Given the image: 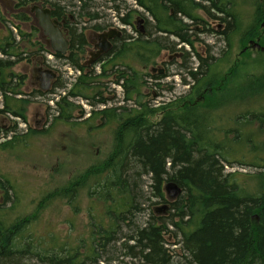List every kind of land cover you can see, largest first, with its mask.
Masks as SVG:
<instances>
[{"label": "trees", "instance_id": "trees-1", "mask_svg": "<svg viewBox=\"0 0 264 264\" xmlns=\"http://www.w3.org/2000/svg\"><path fill=\"white\" fill-rule=\"evenodd\" d=\"M60 1L12 0L15 18L19 23L29 22L31 16L25 9L32 3L49 4L54 16L64 18L70 53L55 58L65 60L80 75L72 88L55 102L54 120L68 122L72 112L79 108L73 100L81 98L93 109L91 120L100 118L102 127L112 129V146L105 159L43 195L32 213L20 211L17 187L0 175V264H172L174 257L179 258L176 264H264V142L244 140L249 144L248 152L256 155L250 164L259 169L250 177L255 187L252 191L240 185L238 173L223 170L224 164L229 165L230 155L243 149L240 131H235L229 139V130L213 127L206 103L203 106L192 103L195 95L204 93L208 101L216 93L220 72L230 64V48L235 43L261 38L264 0H132L151 16L152 22H145V35L137 33V38L128 43L116 40L114 45L124 44L123 48L112 49L106 57L110 67L119 63L115 83L125 93L123 106L115 108H107L108 100L96 92V84L108 76L107 69L102 68L98 74L84 66L78 56L86 45L78 26L98 19L97 14L89 11L93 4L89 6L85 0H76L77 5ZM121 6L125 13L119 21L130 25L138 12L128 8L125 2ZM120 9L114 7L117 13ZM190 11L224 15L218 20L223 25L219 35L228 51L219 58H199L198 68L188 72L195 83L191 95L180 102L145 111L140 90L143 74L134 66L146 67L156 61L161 51L173 49L175 44L169 42L170 37L191 45L184 32L188 25L182 17L197 25L200 20ZM14 28L16 37L4 27L5 35L0 39L3 106L0 113H11L25 122L26 107L31 100L22 97L25 77L16 74L13 68L27 60L39 43L33 41L35 29L27 34L18 26ZM93 29L104 30L100 25H94ZM27 52L28 57H24ZM249 82L251 89L246 101L260 104L262 111L256 114L249 111L240 118L246 125L264 124V96H255L258 89H264V77L259 82L252 79ZM183 83L189 86L185 80ZM208 91L210 95H206ZM127 102L131 108H126ZM244 104L242 101L241 106ZM99 106L103 108L97 109ZM27 135H12L13 138L0 143V150L9 152L27 143ZM168 183H174L181 191L169 204L172 214L166 218L151 213L141 223L139 219L145 208L148 211L151 197L168 203L164 191ZM84 191L89 203L88 226L85 235L71 240L86 241L70 242L71 245L65 243L70 235L37 229L35 223L42 217L41 212L51 206H63L65 201L71 205ZM167 235L179 245L180 256L170 254Z\"/></svg>", "mask_w": 264, "mask_h": 264}, {"label": "rangeland", "instance_id": "rangeland-1", "mask_svg": "<svg viewBox=\"0 0 264 264\" xmlns=\"http://www.w3.org/2000/svg\"><path fill=\"white\" fill-rule=\"evenodd\" d=\"M38 1L43 2V0ZM85 1L88 2L89 6L93 4L89 11L97 14L98 19L89 21L86 24L82 23L77 29L78 32L83 34L88 43L83 54L84 63L95 61L100 57L93 58L97 54L95 46L99 43L97 40L98 36L102 33L109 34L112 31L116 32V34L119 33L121 24L118 19L125 13V9H120V7H123L121 3L125 2L128 8L136 9L138 19L148 18L145 11L137 8L132 0ZM60 2H71L77 5L76 0H61ZM34 5L39 4L32 3L28 5V12ZM46 6L50 7L49 4H46ZM13 7L14 3L12 0H0V18H3L0 19V39L5 35L3 32L4 27L9 29L13 37L17 36V29L15 30L14 26L20 27L27 34L33 32L31 30V22L24 25L16 20L15 15L17 13L13 11ZM114 7L119 8L121 11L117 13ZM190 13L200 20L198 25L190 20H184L188 25L184 32L189 36L192 42L191 45L179 44L178 39L170 37L169 42L175 44L176 48L181 46L178 52L161 53V57L157 58L155 64L151 63L146 67L134 66L142 74L151 73V69H155L157 76L166 73L170 75L166 79V83L162 81L160 83L161 89L159 90L162 91L160 94L163 95H160L161 98H158V100H169V87L174 88L176 86L177 96L185 94L184 92H186L188 86L184 85L183 81L185 80V84L193 82L189 78L188 72L198 68L200 64L199 58L201 60H205L208 56L219 58L228 51L225 41L219 35L222 25L218 21L208 20L206 13L203 11H190ZM83 20H86V18ZM133 23L135 26V21ZM94 25L103 26L104 30L96 31L93 29ZM126 30L131 31L132 34L136 32L128 29V27H126ZM259 32L262 39L259 37L252 39L254 43L250 45L247 43H235L230 48V64L223 67L220 72L221 79L214 88L216 93L212 94L208 101H206L204 93L199 96L195 95L192 102L202 106L206 103L213 118V127L215 129L229 130V139L233 138L235 131H240L241 138L239 142L243 149L239 152L234 151V154L230 155L228 159L229 165L224 164L223 170L224 173H238L240 175L238 176L240 185L252 191L255 187L250 177L256 174L259 169L254 168L250 164L251 158L256 155L248 152L249 144H246L245 141L251 140L252 142L263 143L264 124L253 122V124L246 125L242 123L244 120L240 117L246 115L249 111L252 114L262 111L260 104L258 106L256 102L246 101L251 89H249V80L252 79V81L257 80L259 82L260 78L264 77V52L259 50L260 47H263V23L260 25ZM34 35L36 36V33ZM36 38H39V34ZM45 42L44 44H46ZM257 45L259 48H257ZM28 53H24L23 56L28 57ZM34 54L37 53L31 51L28 58H31V55ZM39 56L41 57L39 60L40 64H48L50 66V69H48L56 74L50 91L43 96L36 92L38 86L34 81L35 74H33V69L36 66H34V62L22 61L15 65L13 71L25 77L21 88V92L24 95L22 97L31 100V103L26 107L25 122L11 113H0V143L11 137L13 138L12 135L22 137L28 134L27 143L17 145L9 152L0 150V175L10 179L17 187L20 194L19 208L23 213H32L36 208L35 205L39 203V200L48 191L66 184L90 165L105 159L112 146V129L110 127H102L103 124L100 118L91 120L90 115L93 109L81 98L73 100L79 108L72 112L71 119L68 122L54 120L55 116H57L54 112L55 102L72 88L76 77L79 75L66 65L64 60L55 58L53 60L49 57L51 61L48 62V57L44 59L42 55ZM99 67V64H95L90 68H93V71L98 73ZM90 68L89 70H92ZM113 80L114 78L108 74L105 79L99 80L96 84L98 88L96 92H99L102 98L108 100L107 108L114 107L115 96L119 92L118 87L112 83ZM140 90L142 94L141 101L144 104L145 111L156 106L155 103L151 107L147 105L150 98L154 99V96L150 95L155 91L154 87L151 90H147L141 86ZM207 94L210 95L211 91H208ZM259 94L260 98L264 96V89H258V93L255 96L258 97ZM183 98L184 96L181 97L179 102ZM1 101L2 97L0 95V110L3 109ZM242 101H245L246 104L241 106ZM101 108L102 106L97 107V109ZM47 130L51 131L48 133ZM77 200V202L73 201L71 205H67L65 201L63 206H51L44 210L43 213L41 212L42 217L35 223L37 229L40 231L42 229H52L60 231L61 236L70 235V240H65V243L67 241L68 244L86 241L71 240L85 235L86 226H88L87 210L89 203L86 191ZM150 200L149 205H147L148 211L145 208L144 214L139 219L141 223L145 222L149 215L155 214V210L165 204L168 205V209L159 215L167 218L172 214L169 204L174 200L168 203H163L161 200L159 201L152 197ZM166 239L170 254L172 256H180V247L175 243V240L169 235H167ZM177 262H179V258L174 257L172 264Z\"/></svg>", "mask_w": 264, "mask_h": 264}, {"label": "flooded vegetation", "instance_id": "flooded-vegetation-1", "mask_svg": "<svg viewBox=\"0 0 264 264\" xmlns=\"http://www.w3.org/2000/svg\"><path fill=\"white\" fill-rule=\"evenodd\" d=\"M204 3H205L204 5H208L207 2H204ZM35 4H39L40 5V3H35ZM39 7H41V8H48L50 10V12H51V21L53 22V24L55 22V23H58L60 25V27H58V29L61 31L63 37L69 43L70 36H69V31L66 28L67 23L65 22L64 18L60 19V18L54 16L53 15V12H52V9L50 7L43 6V5H41ZM25 11L28 12L27 8L25 9ZM28 13L31 16V19L29 21L32 24V27H31L32 29L31 30L34 31V29H35V33H36V36L34 35L33 41H36L37 43H39V44H37L35 46L36 48L33 49V52L36 53L35 50H38L40 48H42L43 50L37 52V54L31 55V58H28L25 61H29L30 63L34 62V66H36L33 69V74H35L34 81L36 82V84L38 86V90H36V92L42 93L44 95L47 92H49L50 89L47 92H43L41 90V88H40L41 87V78H42V74L45 71H48L50 69L49 68L50 66L48 64L47 65H41L40 64V61H39L41 57L39 55H42V57L44 59H45V57H48L47 58V61L50 62L51 61L50 58L54 60L55 55H60V54L52 53L51 47H50V43H49V39L43 34L42 30L38 26V22H37V20L34 17V13L31 12V8L29 9V12ZM145 13L147 14L148 18H140V19H138V16L137 15L134 16V20L133 21H135V26H134L133 21L131 22L130 25H124L118 19L119 23L121 24V28L119 29V33L118 34H116V32L114 33L112 31V32H109V34H103L102 33L100 36H98L97 40L99 41V43L96 44V46H95V49H96V53L97 54L93 56V58H96V57H99L100 56L97 60H95V61H88L86 63L83 62V54H84L85 48L88 46V43H87L86 39H85L86 45L83 47V52H81L78 55L79 58H80V60L82 61V64L84 66H86V67H92L95 64H99L100 67H99L98 74H101V71H102L101 69L104 68L105 70L107 69V71H106L107 74H110L114 78V80L112 81V83L116 87H118V90H119V92L115 96V100H114L115 105H114V108L115 107H118V106H123V104H124L123 103V100H124L123 98L125 97V93L123 91V88L120 85H117L115 83L116 82V76L118 75V66H117V64H119V63H116L112 67H110V66L107 65L109 63V61H108V59L106 57H107V55L109 54V52L112 49H114V51H118V50H120V49L123 48L124 44H122V45L121 44L120 45H118V44L117 45H114V43H117L116 40L121 39V41L122 40L124 41L123 43H128V42L132 41L133 39L137 38V35H136L137 33L138 34L145 35V22L146 21L147 22H152L151 16L147 12H145ZM206 16H207V19L208 20H212V21L222 20L224 18V15L223 14L216 13V12H213V11H211L210 15L206 14ZM185 19H187V18L185 16H183L182 17V21L184 22ZM23 24L25 25L26 23H23ZM54 26H55V24H54ZM126 27H128V29H131L133 32L135 30L136 31L135 34H132L131 31H127L126 30ZM221 27H222L221 29L223 30V25ZM101 31H103V30H101ZM127 33H129V34H127ZM38 34H39V38H36ZM44 41H46L45 43L47 45L44 44ZM178 43H179V41H178ZM252 43H254V41H252V40H250V41L247 42L248 45H250ZM179 44H182V43H179ZM257 48H259V47H257ZM180 49H181V46H179L178 48H176V46H175L173 49L163 50V51H161V53H164V52H174V51L175 52H178ZM259 50L262 51V52H264L263 47H260ZM69 53H70V45H68V48H67V50L65 52V55H60V56H62V57L65 56L66 57ZM161 53L157 57L158 59L161 57L160 56ZM157 58H156V61H157ZM155 62L153 64H155ZM65 64L68 65L66 63V61H65ZM126 65L129 68L130 67V61L128 63L126 62ZM44 66L47 67V68H45ZM75 72L77 73V75H80V72L79 71H75ZM155 72H156L155 69H151V73L143 74V88H146L147 90H151V88L154 87V89H155V91H153L150 94L151 96H154V99L153 98H150V100L147 102V105L148 106L151 107L155 103L156 106H153V108L158 109L160 107H165V106H167L169 104H173V103L179 102V100L181 99L182 96L186 97V96H189L190 95L191 89H192V87L195 84L194 82H192L193 84L192 83L189 84L188 89H187L188 91L186 90L187 92H184L185 94H180L179 96H177L176 86H174V88L169 87L168 88V90L170 91L169 92V96H170L169 100L168 101L158 100V98H161L160 95H163V94H160L162 92L161 90H159V89H161L160 83H161V81L163 83H166L165 81H166V79L170 75H168L166 73V74L158 75L157 76V74H155ZM55 76H56V74H55ZM53 81H52V83H53ZM52 83H51V85H52ZM119 84H121V82ZM51 85H50V87H51ZM172 95L177 96V97H174ZM126 104H127L126 105L127 106L126 108H131V106H132L131 104H129L128 102Z\"/></svg>", "mask_w": 264, "mask_h": 264}, {"label": "water", "instance_id": "water-1", "mask_svg": "<svg viewBox=\"0 0 264 264\" xmlns=\"http://www.w3.org/2000/svg\"><path fill=\"white\" fill-rule=\"evenodd\" d=\"M31 12L34 13V17L38 22V26L42 30L43 34L49 39L52 53L65 55L68 48V41L63 37L61 31L58 29L60 25L51 21V12L48 8H41L37 5L31 7ZM258 47V45H257ZM55 74L48 70L42 74L41 78V90L47 92L50 89L52 81L55 79ZM167 201L175 200L181 193L180 189L174 183H168L164 187ZM168 209V205L155 210L156 214L164 213Z\"/></svg>", "mask_w": 264, "mask_h": 264}]
</instances>
